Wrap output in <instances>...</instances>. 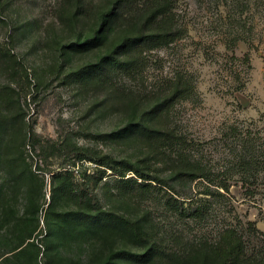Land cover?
<instances>
[{
    "label": "rangeland",
    "instance_id": "obj_1",
    "mask_svg": "<svg viewBox=\"0 0 264 264\" xmlns=\"http://www.w3.org/2000/svg\"><path fill=\"white\" fill-rule=\"evenodd\" d=\"M171 1L181 38L145 53L133 78L112 72L104 86H123L128 99H139L142 110L163 99L175 76H184L196 93L173 107L171 124L192 142L193 155L199 153L219 175L229 166L224 135L231 127L259 134L264 145V0ZM61 8L62 0H0V251L18 243L13 221L32 207L39 208V227L32 236L41 249L39 264L57 260L85 264L99 248L85 238L59 240L54 228L47 226L54 221L48 213L53 203L50 172L61 170L76 145L86 157L144 161L147 172L167 180L180 193L207 198L205 222L188 224L163 202L140 203L121 196L114 187L115 176L108 171L96 188L102 206L131 217L146 215L152 232L164 239L177 235L180 243L165 242L167 251L201 244L214 250L221 234L233 229L244 238L250 255L262 254L264 175L253 196L235 176L224 197H206L200 194L203 184L174 177L172 164L158 162L140 141L115 139L111 134L124 127L129 110L115 103L112 90L77 75L80 67L94 61L97 51L62 54L74 30L68 16L61 21ZM133 27L131 31H138L139 24L134 22ZM23 143L25 148L20 149ZM21 151L29 166L24 165L15 177L7 162ZM75 170L78 177L98 172L89 161L77 162ZM42 181L44 190H40ZM93 183L85 182L87 187H94ZM153 185L159 200L166 193L174 195L158 182ZM56 209L63 210L64 201L57 200ZM44 235L50 240L42 241ZM120 246L134 250L129 243Z\"/></svg>",
    "mask_w": 264,
    "mask_h": 264
},
{
    "label": "trees",
    "instance_id": "obj_2",
    "mask_svg": "<svg viewBox=\"0 0 264 264\" xmlns=\"http://www.w3.org/2000/svg\"><path fill=\"white\" fill-rule=\"evenodd\" d=\"M65 16H68L66 21L74 31L73 38L64 44L62 54L67 56L97 51L94 61L80 67L77 75L85 82L100 86L108 83L107 77L112 72L133 78L145 53L168 47L181 38L171 0H62L59 11L61 21L65 20ZM134 22L139 24L138 31L130 30ZM245 62L250 64L248 57ZM241 86L243 88L244 85ZM104 87L112 90L116 104H124L129 110L124 127L111 134L115 139L123 137L140 141L158 162L172 164L174 177L203 184L205 190L200 193L203 196L224 197L230 192V178L235 176L240 177L247 195L256 193L258 180L261 174L264 175V145L259 134L231 127L224 135L229 166L221 174L215 175L199 153L193 155L196 149L192 142L172 126L173 107L181 101L190 100L196 93L194 86L184 76H175L163 99L150 102L142 110L139 109V99H128L123 86ZM25 145L23 143L20 149H24ZM68 154L71 157L68 155L69 159L64 166L61 165V170L50 172L53 203L48 213L54 216V221L48 222L47 226L50 230L54 228L59 240L74 236L98 243L99 248L85 264H264V250L262 254L250 255L244 238L233 229L221 234L214 250L201 244L178 252L167 251L163 248L164 243L170 240L174 245L179 244L177 235L171 234L164 239L162 235L152 232L146 215L131 217L102 206L96 188L107 178L108 171L115 176L114 187L121 192V196L140 203L163 202L166 208L188 224L205 222L209 214L207 198L198 196L194 199L180 193L167 180L147 172L144 161L117 160L110 155L86 157L76 145L70 148ZM76 160L93 162L98 172L92 176L85 173V177H78ZM24 165L29 166L23 158V151L7 162L9 172L15 177L21 173ZM129 173L135 177H128ZM87 180H94V187H87ZM153 182L173 190L174 195L166 193L159 200ZM44 187L45 182L42 181L40 190H44ZM58 198L64 201L61 211L56 209ZM38 213L39 208L32 207L31 211L24 212L13 221L19 235L18 243L0 251V264H39L41 249L32 240L39 227ZM49 240V235L42 238L44 242ZM126 243L134 250L120 246ZM55 264L72 262L57 260Z\"/></svg>",
    "mask_w": 264,
    "mask_h": 264
}]
</instances>
